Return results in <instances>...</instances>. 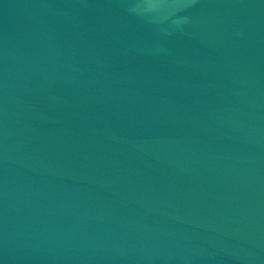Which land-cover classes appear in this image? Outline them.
<instances>
[{
  "label": "water",
  "instance_id": "1",
  "mask_svg": "<svg viewBox=\"0 0 264 264\" xmlns=\"http://www.w3.org/2000/svg\"><path fill=\"white\" fill-rule=\"evenodd\" d=\"M0 264H264V0H0Z\"/></svg>",
  "mask_w": 264,
  "mask_h": 264
}]
</instances>
